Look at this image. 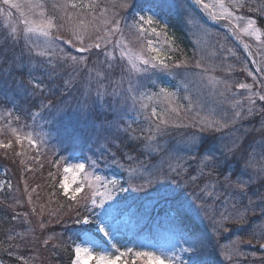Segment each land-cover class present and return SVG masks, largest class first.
Here are the masks:
<instances>
[{
  "label": "snow or ice",
  "instance_id": "1",
  "mask_svg": "<svg viewBox=\"0 0 264 264\" xmlns=\"http://www.w3.org/2000/svg\"><path fill=\"white\" fill-rule=\"evenodd\" d=\"M0 4L7 6L0 7L7 21L0 28V135L13 137L21 146L15 155L22 157L25 142L39 153L50 139L56 141L58 158L51 163L57 171L63 167L59 189L77 204L69 219L78 226L75 235L81 242L72 245L71 264H216L219 256L240 264L247 257L241 244L255 241L264 249V82L247 64L242 70L260 90L215 75L219 70L230 76L235 68L210 62L217 55L225 62L236 57L220 42L207 54L200 49L199 58L196 52L177 58L175 53L183 54L181 38L170 34L166 18L171 13L195 26L194 11H200L215 23L226 21L251 57L243 37H254L264 48V0H52L58 15L49 14L46 0ZM245 8L256 16L238 14ZM13 9L19 23L11 21ZM199 27L210 34L202 23ZM93 55L104 60L89 66ZM58 68L67 70L66 77ZM117 68L120 74L114 77ZM25 70L27 79L16 75ZM256 71L261 72L259 65ZM30 101L35 102L31 107ZM170 128L192 131L172 143L165 139ZM12 147L13 139H0V148ZM117 152L131 163H121ZM69 158L87 163H65ZM101 161L106 169H122L127 179L101 174ZM49 177L56 181L55 172L49 171ZM20 203L7 207L14 211ZM28 203H33L31 194ZM153 212L159 222L152 239L130 238L127 218L151 219ZM21 217L31 223L27 212L12 220ZM246 226L244 240L237 230ZM8 231L7 248L0 241V250L31 264L30 257L17 254L27 246L26 233ZM229 233L230 242L220 244ZM62 235H49L43 244ZM18 238L21 243H11ZM260 259L264 264V256Z\"/></svg>",
  "mask_w": 264,
  "mask_h": 264
},
{
  "label": "trees",
  "instance_id": "2",
  "mask_svg": "<svg viewBox=\"0 0 264 264\" xmlns=\"http://www.w3.org/2000/svg\"><path fill=\"white\" fill-rule=\"evenodd\" d=\"M244 13L255 17V13L248 12L247 9H241ZM166 11V10H165ZM166 18L168 19L170 28L173 32L176 33L178 37L181 38L180 47L183 49V54L179 53L177 58H182L183 55L192 57L193 52H196L197 58L200 55V49H204L205 53H209L213 50V46H216L218 49L217 42L223 43L226 48H232L236 52V57L229 56L227 61H223L222 57L217 55L211 63H215L219 65L221 68L225 67L226 64H232L235 66L234 70L231 72L229 76L224 71H217L215 75L232 79L235 82H244L253 84V90H260V85L257 81L264 82V78L260 72H257L255 66L250 62L249 59L243 56L240 48L231 37L227 36L225 31L220 27L211 24L208 22L198 11H194V18L197 22L195 26H188L185 22L178 16H175L171 13H168ZM202 23L207 30L209 35L205 34V30L199 27V24ZM261 26L264 27V22H260ZM224 36V37H223ZM222 37V38H221ZM197 40L200 41L199 47L197 46ZM67 47V46H66ZM74 50V49H71ZM245 64H247L248 69L252 70L255 76L257 77V81H254L252 77L247 75L246 71H243ZM56 82L63 83L62 79H57ZM57 84V83H56ZM236 91L235 88H233ZM241 93H244L245 90H239ZM204 96L206 99H210L207 96V89L203 90ZM258 103H261L258 101ZM209 106H213L209 104ZM28 119V118H27ZM136 127V125H134ZM192 131L191 129L185 128H170L169 136L165 139L169 140L172 143H175L182 139L188 132ZM63 152V151H61ZM78 155H80L79 150L77 151ZM84 154H87L85 151ZM90 154V153H89ZM134 155L136 153H133ZM91 155V154H90ZM117 155L121 159V163L128 164L130 161L125 160L120 152H117ZM143 158V157H140ZM100 168L113 171L120 175L123 180L127 179V173L122 169L112 166L111 168L106 169L104 167L103 162L101 161ZM1 167V166H0ZM134 183L138 181H133ZM18 185V189L15 192H9L6 196V200L0 201V241H4V246L7 248V236L9 235V229H12L11 234L15 235L16 233H26L24 239L27 243L26 247H21L17 254L25 255L26 257L31 258V264H71L74 253L72 251V245L78 240L79 237L75 235L78 226L74 225L69 217H73L71 213L74 215L75 213L70 212L69 215H66V210L69 208V204L72 205L71 201L63 199L61 197V190L56 187H52L51 182L45 184V187L48 190V194L50 195L49 204L46 203L43 206V212L41 214V202L43 203V199L41 197V189L35 188L33 182L31 180H27V191H25V182L22 181L21 177L16 180ZM35 189V192H33ZM55 192L56 195H52ZM32 195V204L28 203V195ZM15 200L21 201L20 204L15 205V210L12 208H8L7 205L13 204ZM36 207V213H32V207ZM47 206V207H46ZM76 210L77 207L73 206ZM48 208L50 210H48ZM60 208V209H59ZM82 211V209H81ZM133 211L135 209L133 208ZM28 213L27 219L31 221V223H27L24 221L23 217L18 220L13 221L12 216L16 213ZM55 212V215L52 213ZM76 212V211H75ZM58 216L62 221L61 226H59V221H57ZM132 220H137L136 216H130ZM253 219H256L254 217ZM67 221V223H65ZM43 222L46 227L41 228L40 224ZM146 226H148V230L152 233H156V224L159 222L156 213H152L151 219H145ZM32 229L33 231L29 232L28 229ZM239 235L244 240L248 239L247 235V226L244 228H240L237 230ZM62 233V236H58L56 240L50 241L48 245L43 244V240L52 234ZM233 234L229 233L219 238L220 244L229 243V237ZM71 237V239H69ZM11 243H21L19 238L17 240L11 241ZM60 244V248L53 247L54 244ZM242 250H245L247 253L246 259H242L240 264H261V256H264V251L259 250V245L255 243V241L248 245L247 243H243L240 245ZM255 253V256L252 254ZM0 264H21L20 261H17L15 256H9L8 252L4 250H0ZM216 264H230L227 260L223 258V256L216 257Z\"/></svg>",
  "mask_w": 264,
  "mask_h": 264
},
{
  "label": "rangeland",
  "instance_id": "3",
  "mask_svg": "<svg viewBox=\"0 0 264 264\" xmlns=\"http://www.w3.org/2000/svg\"><path fill=\"white\" fill-rule=\"evenodd\" d=\"M21 2H23V0H21ZM226 2H227V0H226ZM46 3L48 4L49 14H57V15L59 14L58 12H55L51 8L52 0H46ZM0 7L7 8V6H3L2 4H0ZM11 11L13 12V16L11 18V21L14 23H19L18 13H16V11L14 9ZM119 11L121 12V15L125 14L122 10H119ZM238 14H243V15L249 16L248 14H246L240 10H239ZM6 23H7L6 18L3 15H0V28H3L6 25ZM171 32L172 31L170 30V34H171ZM227 32L230 34L229 30ZM61 35H63L65 38H70L69 34L67 32H62ZM126 36H128L127 33H126ZM128 39L131 40L132 37L128 36ZM244 39L247 40L248 44H250L252 46V48L256 50L258 57H259V60H258L259 66L260 67L262 66L264 68V48H259L258 42L255 40L254 37L244 36ZM71 51L73 52V54H77L75 52V50H71ZM93 51H95V50H93ZM174 55L177 56V53H175ZM103 60H104L103 55H100V56L93 55L89 59V66H92V61H103ZM117 63L120 64L121 62L117 61ZM57 71L60 72V74L62 76L66 77V75H67L66 69L58 68ZM37 74H39V73H37ZM119 74H120V68H117L113 72V76L118 77ZM16 75L23 76L25 79H27L26 70H25V72L16 73ZM82 78H83V74H81L80 79H82ZM172 83H174V81H172ZM38 99L39 98H37V100ZM21 103L23 104L25 102L21 101ZM33 103H35V102L29 103V106H31ZM3 107L8 108L10 106L8 104H4ZM18 113L19 112H17V114ZM26 120L29 124L31 123L30 120H28V119H26ZM13 126H18L15 121H13ZM0 139H4L5 141H7L8 139H13V147L11 149L0 148V166H1L0 167V184L4 185L3 189L0 190V201L6 200V196L10 191L11 192L17 191L18 185L16 183V180L19 177H21L23 182H25L27 180H31L33 182L35 188L39 185V187H37V188L41 189V197L43 199V203L41 202V204H40L41 206H44L46 203L49 204L50 195L48 194V190L45 187V184L51 182V184L56 183V185H58V181L62 180L63 176H64L63 167H61V169L59 171H57L56 168L52 167V163H51L52 160H55L58 158V155H55L53 153V149L56 147V141L54 139H50L47 146H41L39 148V153L35 149L28 148L27 143L25 142L24 149L26 151V155L22 157V156L15 155L16 152H19L21 150V146L15 143L13 137H11L10 135L9 136L0 135ZM5 153H7V155H5ZM59 155H66L67 156V153L66 152H60ZM77 155H78V152H77ZM86 155H90V154L87 153ZM36 156H38V159L33 160L32 157H36ZM21 160H23L24 163H21ZM67 162H72V163L85 162V163H87V161H76V160H71V158H69V161H65V163H67ZM41 165H43V167H41ZM101 165L102 164H100V166ZM27 168L32 169V171L26 170ZM49 171L56 173V181H53L52 178L49 177ZM99 171L101 174H105L108 176L116 175L114 173H110L107 170H103V171L99 170ZM69 176H71V173H69ZM8 184H11V188L8 187ZM73 186H75V185H73ZM58 188H59V185H58ZM85 191H87V189H85ZM61 192H62V190H61ZM61 197L63 199L68 200L66 197H63L62 194H61ZM71 203H72V205L69 204V206H68L69 208L66 210V215H69V213L72 211H73V213H75V211H76V209L73 206L77 207V204H75L72 201H71ZM48 210H50V209L48 208ZM71 215L74 216L72 213H71ZM57 221H59V226H61L62 221L60 220L59 216H58ZM127 221L128 222L126 224V229L128 232V236L130 238L133 235H136V236H138L141 239H144L146 241L152 239V238H149L150 232L146 231V230H148V226H146L145 220L139 221V224H137L134 220H130L128 217ZM144 229H146V230H144ZM164 235H166V234L162 233L161 238H163ZM80 242L81 241L79 240L76 243H80ZM98 250L99 249H97V251Z\"/></svg>",
  "mask_w": 264,
  "mask_h": 264
},
{
  "label": "bare ground",
  "instance_id": "4",
  "mask_svg": "<svg viewBox=\"0 0 264 264\" xmlns=\"http://www.w3.org/2000/svg\"><path fill=\"white\" fill-rule=\"evenodd\" d=\"M10 106V105H9ZM31 107V106H30ZM19 115H21L22 116V118L24 119V120H26L27 119V117L26 116H24V114L23 113H21V112H19L18 113Z\"/></svg>",
  "mask_w": 264,
  "mask_h": 264
}]
</instances>
